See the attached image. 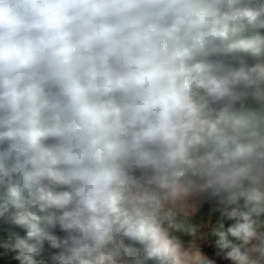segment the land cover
<instances>
[{"label":"clouds","instance_id":"clouds-1","mask_svg":"<svg viewBox=\"0 0 264 264\" xmlns=\"http://www.w3.org/2000/svg\"><path fill=\"white\" fill-rule=\"evenodd\" d=\"M0 264H264V0H0Z\"/></svg>","mask_w":264,"mask_h":264}]
</instances>
